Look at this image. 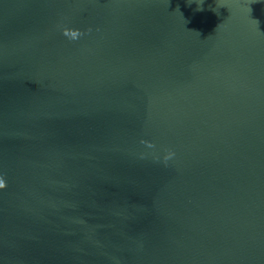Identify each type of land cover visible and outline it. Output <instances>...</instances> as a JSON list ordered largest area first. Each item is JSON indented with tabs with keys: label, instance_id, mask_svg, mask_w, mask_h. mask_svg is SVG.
I'll return each instance as SVG.
<instances>
[{
	"label": "water",
	"instance_id": "water-1",
	"mask_svg": "<svg viewBox=\"0 0 264 264\" xmlns=\"http://www.w3.org/2000/svg\"><path fill=\"white\" fill-rule=\"evenodd\" d=\"M0 179V264H264V0H0Z\"/></svg>",
	"mask_w": 264,
	"mask_h": 264
},
{
	"label": "clouds",
	"instance_id": "clouds-1",
	"mask_svg": "<svg viewBox=\"0 0 264 264\" xmlns=\"http://www.w3.org/2000/svg\"><path fill=\"white\" fill-rule=\"evenodd\" d=\"M198 10H202V6L198 8ZM63 34L68 37L70 40H76L78 39L83 33L80 32L78 29H69L65 28L63 31ZM149 147H152V145L149 144ZM173 155L172 153H169L168 156L165 157L167 160L168 158ZM6 187L5 181L3 179H0V189H4Z\"/></svg>",
	"mask_w": 264,
	"mask_h": 264
}]
</instances>
